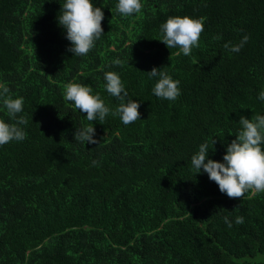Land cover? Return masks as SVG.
<instances>
[{"label":"trees","instance_id":"16d2710c","mask_svg":"<svg viewBox=\"0 0 264 264\" xmlns=\"http://www.w3.org/2000/svg\"><path fill=\"white\" fill-rule=\"evenodd\" d=\"M64 2L0 0V84L28 121L24 140L0 146V264H264V193L231 199L191 165L205 142L223 162L240 117L264 115V0H141L127 17L118 0H92L104 34L85 56L68 51ZM185 15L206 18L189 56L161 42L162 23ZM245 35L239 52L224 47ZM154 67L180 81L176 100L153 94ZM108 71L140 120L111 114ZM70 82L101 96L104 121L64 99ZM0 119L16 122L2 99ZM84 126L98 144L75 141Z\"/></svg>","mask_w":264,"mask_h":264},{"label":"clouds","instance_id":"9594fccd","mask_svg":"<svg viewBox=\"0 0 264 264\" xmlns=\"http://www.w3.org/2000/svg\"><path fill=\"white\" fill-rule=\"evenodd\" d=\"M141 0H118L116 11L124 17L139 13L142 10ZM104 13L100 7L94 6L92 0H65L62 4L58 23L66 29V38L71 42L68 49L74 56H85L93 49L95 42L104 34L102 21ZM205 17L192 18L187 15L170 16L161 25L163 42L169 49L179 48L185 56H189L194 47H199V39L204 31ZM245 35L238 44L225 43L224 47L231 52H239L249 40ZM179 54V53H178ZM113 64L121 66L122 61L115 59ZM149 78L158 77L153 94L161 99L176 100L180 94V81L174 80L167 71L153 68L147 72ZM107 92L119 100V105L112 111L113 116H119L124 125H129L140 120V103L128 99V92L120 78L113 71L104 74ZM64 99L74 104L81 113H86L88 121H104L110 113L101 96L93 94L90 85L70 82L64 86ZM10 89L0 84V99L7 110V114L16 122L6 123L0 119V146L13 140L22 141L26 138V132L20 125H26L28 121L17 114L23 111V97L13 98L9 95ZM258 99L264 101V91L258 95ZM239 124L242 126L236 138L228 144L223 162L208 159L209 146L205 142L199 146V151L191 157V165L196 173L208 174L221 193L231 199L244 197L251 191L253 194L264 193V115H255L251 119L241 116ZM95 128L84 126L77 128L74 138L81 143L98 144L94 139ZM216 140H213V145ZM207 161V162H206ZM93 163H96L93 161ZM225 224L231 228L232 222L228 217L224 218ZM244 218L236 217L235 223L242 224Z\"/></svg>","mask_w":264,"mask_h":264}]
</instances>
